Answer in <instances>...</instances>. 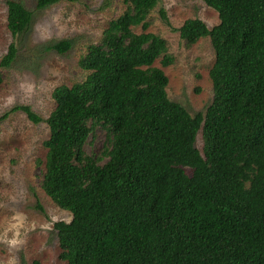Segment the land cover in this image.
<instances>
[{"label": "trees", "instance_id": "trees-1", "mask_svg": "<svg viewBox=\"0 0 264 264\" xmlns=\"http://www.w3.org/2000/svg\"><path fill=\"white\" fill-rule=\"evenodd\" d=\"M121 1L125 10L78 62L85 78L52 90L46 118L25 105L10 110L48 127L40 186L71 214L53 224L60 259L264 264V0H202L219 22L208 28L188 18L177 29L187 44L208 37L214 51L212 101L194 115L168 98L167 77L153 66L173 61L165 39L144 31L157 0ZM5 3L11 41L0 67L15 59V39L32 19L22 1ZM72 44L46 49L64 53ZM98 127L106 135L99 154L85 148Z\"/></svg>", "mask_w": 264, "mask_h": 264}, {"label": "rangeland", "instance_id": "rangeland-1", "mask_svg": "<svg viewBox=\"0 0 264 264\" xmlns=\"http://www.w3.org/2000/svg\"><path fill=\"white\" fill-rule=\"evenodd\" d=\"M5 1L0 0V58L11 41ZM20 1L32 12V19L15 39V59L0 67V264H64L53 224L68 222L71 214L53 203L40 186L48 127L43 121L32 122L21 110H10L25 105L46 118L55 106L52 90L85 78L88 72L78 62L87 45L98 42L125 5L121 0H61L38 9L35 0ZM188 18H199L208 28L219 22L217 12L202 0H157L144 31L165 39L173 61L162 66L158 58L153 66L167 77L168 98L194 115L204 112L212 101L209 70L214 51L208 37L192 44L180 38L177 29ZM142 30L134 28V32ZM62 39L73 40L69 50L46 49ZM89 140L86 150L99 154L106 145L105 130L98 127ZM195 145L201 149L200 130ZM185 171L190 174L189 168Z\"/></svg>", "mask_w": 264, "mask_h": 264}]
</instances>
